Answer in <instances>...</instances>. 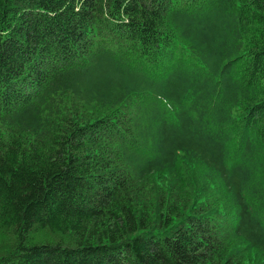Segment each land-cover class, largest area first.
<instances>
[{
  "label": "trees",
  "instance_id": "obj_1",
  "mask_svg": "<svg viewBox=\"0 0 264 264\" xmlns=\"http://www.w3.org/2000/svg\"><path fill=\"white\" fill-rule=\"evenodd\" d=\"M0 264H264V0H0Z\"/></svg>",
  "mask_w": 264,
  "mask_h": 264
},
{
  "label": "rangeland",
  "instance_id": "obj_2",
  "mask_svg": "<svg viewBox=\"0 0 264 264\" xmlns=\"http://www.w3.org/2000/svg\"><path fill=\"white\" fill-rule=\"evenodd\" d=\"M53 238L52 237H48L47 239H43V242H52ZM40 242L38 240H35L34 243Z\"/></svg>",
  "mask_w": 264,
  "mask_h": 264
}]
</instances>
